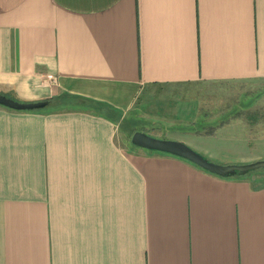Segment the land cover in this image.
<instances>
[{"label":"crops","instance_id":"obj_1","mask_svg":"<svg viewBox=\"0 0 264 264\" xmlns=\"http://www.w3.org/2000/svg\"><path fill=\"white\" fill-rule=\"evenodd\" d=\"M259 83L264 0H0V92L84 100L0 105V264H264V170L222 176L121 131L163 125L145 98L194 100L166 121L189 125L193 87ZM218 134L187 143L220 165L264 160Z\"/></svg>","mask_w":264,"mask_h":264},{"label":"rangeland","instance_id":"obj_2","mask_svg":"<svg viewBox=\"0 0 264 264\" xmlns=\"http://www.w3.org/2000/svg\"><path fill=\"white\" fill-rule=\"evenodd\" d=\"M251 86L254 87H248L246 90L242 89H245V86L226 84L193 87L189 96L199 99L197 101L199 108L197 112L202 114L198 115L196 121L193 122L194 124L189 125H184L182 122L171 124L166 123V121H170V118L167 117L170 114L180 117L178 111L196 109L194 100L190 104L187 100L182 102L179 101L178 97L175 98L174 96L168 98L165 96L145 98L144 107L149 110L150 114L157 113L156 117L158 120L156 118L152 119L154 121H163V125L156 122L157 129H155L152 126H148V124L143 126L142 123L145 122L143 119H139L138 122H134L135 119H131L122 125L121 131L125 133V127L128 128L130 139H132L134 132L145 130V132L147 130L151 132L157 130V132L152 133L163 132L170 136L179 135L186 138L184 143L188 144L191 142V145H196L198 147L196 149L202 152L205 149L212 148V145H208V141L211 139L204 137L206 135H203V133L211 134L218 131L219 134L216 138L223 145L221 147L215 146L214 148L219 147L221 148L220 151L223 150L226 142L235 141L234 143H237L240 138L243 140L238 143L240 148L249 147L264 151V85L259 83ZM190 112L188 110V113ZM145 115L147 116L148 114L146 113ZM205 117L211 118V120H205ZM133 122L136 124L134 125ZM225 123L231 124L226 127L225 131L224 129L220 130V126ZM164 125L170 127V129H164L162 127ZM196 130L200 133L195 132ZM244 133L249 136V143L251 144L245 141L248 137L243 136ZM193 137L196 139L193 140ZM203 142L205 146H201ZM190 144H188L190 147H194ZM256 170H264V167Z\"/></svg>","mask_w":264,"mask_h":264},{"label":"water","instance_id":"obj_3","mask_svg":"<svg viewBox=\"0 0 264 264\" xmlns=\"http://www.w3.org/2000/svg\"><path fill=\"white\" fill-rule=\"evenodd\" d=\"M49 104V99L39 101H20L8 97L7 95L0 92V105L14 110H41L46 108ZM132 142L149 150L163 151L183 157L205 168L206 170L220 174L222 176L243 175L252 170L264 167V160L242 165L216 164L209 161L188 144L180 140L155 137L145 131L134 132L132 135Z\"/></svg>","mask_w":264,"mask_h":264},{"label":"trees","instance_id":"obj_4","mask_svg":"<svg viewBox=\"0 0 264 264\" xmlns=\"http://www.w3.org/2000/svg\"><path fill=\"white\" fill-rule=\"evenodd\" d=\"M81 105H84L83 99L79 98V96L76 97V95L65 93V94H60V95H57L51 98L50 104L46 108L41 109L39 111L46 110L49 112H55V111L64 110L66 108L67 109L73 108V107L76 108V106H81ZM18 111H22V110H18ZM23 111H34V110H23ZM243 175H235V176H243Z\"/></svg>","mask_w":264,"mask_h":264}]
</instances>
